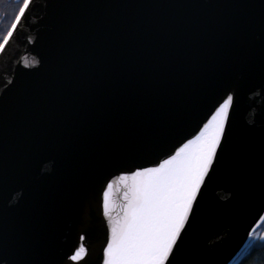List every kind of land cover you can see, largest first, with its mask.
Returning <instances> with one entry per match:
<instances>
[{
  "label": "water",
  "instance_id": "1",
  "mask_svg": "<svg viewBox=\"0 0 264 264\" xmlns=\"http://www.w3.org/2000/svg\"><path fill=\"white\" fill-rule=\"evenodd\" d=\"M262 82L264 0H30L0 51V264L78 243L99 264L107 181L115 215L120 172L195 134L226 87L229 140L181 251L233 264L264 222Z\"/></svg>",
  "mask_w": 264,
  "mask_h": 264
},
{
  "label": "snow or ice",
  "instance_id": "2",
  "mask_svg": "<svg viewBox=\"0 0 264 264\" xmlns=\"http://www.w3.org/2000/svg\"><path fill=\"white\" fill-rule=\"evenodd\" d=\"M29 5L30 0L20 4L11 27L0 39V51ZM260 87L264 90V82ZM236 102L235 90L226 87L195 134L162 158L121 171L118 179L123 195L115 215L108 191L113 184L107 181L102 202L106 235L99 264H183L181 240L194 223L199 197L213 179L215 165L227 146ZM260 218L264 220V215ZM78 239L83 241L85 235L81 233ZM89 254V248L78 243L65 254L64 264H85Z\"/></svg>",
  "mask_w": 264,
  "mask_h": 264
},
{
  "label": "flooded vegetation",
  "instance_id": "3",
  "mask_svg": "<svg viewBox=\"0 0 264 264\" xmlns=\"http://www.w3.org/2000/svg\"><path fill=\"white\" fill-rule=\"evenodd\" d=\"M23 0H0V39L7 34L8 28L11 27L14 20L15 13L18 11ZM264 234V222L259 229L253 234L251 241L233 262V264H242L245 257L250 253L251 249L264 242L262 238Z\"/></svg>",
  "mask_w": 264,
  "mask_h": 264
},
{
  "label": "trees",
  "instance_id": "4",
  "mask_svg": "<svg viewBox=\"0 0 264 264\" xmlns=\"http://www.w3.org/2000/svg\"><path fill=\"white\" fill-rule=\"evenodd\" d=\"M242 264H264V242L255 245Z\"/></svg>",
  "mask_w": 264,
  "mask_h": 264
}]
</instances>
